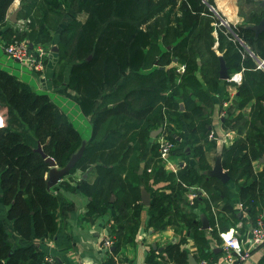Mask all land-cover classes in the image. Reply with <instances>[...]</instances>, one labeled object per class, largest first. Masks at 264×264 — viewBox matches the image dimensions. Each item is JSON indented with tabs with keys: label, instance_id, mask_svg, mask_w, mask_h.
<instances>
[{
	"label": "trees",
	"instance_id": "obj_1",
	"mask_svg": "<svg viewBox=\"0 0 264 264\" xmlns=\"http://www.w3.org/2000/svg\"><path fill=\"white\" fill-rule=\"evenodd\" d=\"M43 1L39 6L42 15L33 18L25 32L14 33V40L26 38L33 44L58 46L54 82H66V95L93 117V134L83 156L68 174L78 169L87 173L91 167L98 172L93 183L82 176L75 189L91 198L90 214L101 215L112 206L116 208L112 230L117 238L116 252L136 240L144 184L152 193L149 228L162 230L181 224L187 234L194 231L201 252L210 245L195 213V207L202 203L200 196L194 203L186 196L193 187L199 185L210 193L206 213H210L215 226L212 233L228 229L229 217H222L221 230L215 225L211 202L228 198L231 182L240 185V200L251 223H256L259 214L264 213V169L254 165L264 157V66L260 67L264 60V31L257 35L249 26L241 25H231L229 30L215 20L208 5L215 6L214 0ZM13 2L0 0V27L7 22ZM62 7L77 13L63 26ZM50 11L53 13L49 15ZM260 19L252 14L249 21L258 23ZM216 27L232 41L224 52L229 75L244 70L236 109L256 100L252 116L236 111L225 121L226 128L236 129L239 134L223 151L229 182L205 174L211 167L205 147L213 148L217 141L208 140L212 123L208 110L213 100L198 71L202 69L205 76L212 74L210 79L217 87L222 81L218 66L213 68L219 61L212 49ZM174 58L185 65L184 73L178 71V65L168 67ZM199 58L211 66V72L198 64ZM180 100L185 110H181ZM0 113V202L7 206L8 218L20 236H51L58 228L57 209L67 208L68 203L61 204L57 184L48 188L50 163L38 147L63 167L81 147L83 138L48 93H39L2 68ZM161 126V134L166 133L176 144L174 154L186 158L177 171L166 168L157 139L150 143L152 130ZM188 146L197 162L189 157ZM147 150L151 158L140 173ZM151 179L156 183L163 180L167 185L154 190L149 186ZM112 196L115 201H111ZM225 203L224 209L231 211L236 225L239 214ZM182 245L180 241L166 247L175 264L188 262V251ZM43 258V252L31 245L12 248L0 214V264H43ZM108 264L115 263L110 259Z\"/></svg>",
	"mask_w": 264,
	"mask_h": 264
},
{
	"label": "crops",
	"instance_id": "obj_2",
	"mask_svg": "<svg viewBox=\"0 0 264 264\" xmlns=\"http://www.w3.org/2000/svg\"><path fill=\"white\" fill-rule=\"evenodd\" d=\"M261 1L262 0H214L215 6H213L219 10L220 13H218L221 15L223 20H225L227 23H230V26H250L256 24L254 22L249 21L252 14L255 17L261 16V19L264 15V9L261 5ZM40 4L43 5L44 1L14 0V2L11 4L10 8L8 9L7 22L5 23V25L0 27V68L15 74L23 82L30 84L33 88L38 90L36 87L33 86L32 81L24 78V75L26 73L31 72V78L38 82L37 87L39 89H43L41 93H48L51 96L52 100L63 111L66 112L71 123L80 132L83 140H86L87 142L93 134V117L90 115H86L79 106V104L73 98H71V96L66 95V82H64V85H58L54 82L53 76L55 74V67L57 65L58 59H56V57L54 56L53 48L49 49V47H46L41 43L33 44L31 43L32 41L30 42L29 39L26 38L21 39H26V41L29 42L30 48L34 49V53L36 56H40V48H44L46 50L47 55L44 58L45 69L42 70H37L35 68L30 67L26 63L11 56L6 51V47L16 41L14 40V38H16L14 33H16L17 31L25 32L28 27H30L32 19H36V17H40L42 15L43 10L39 8ZM26 5H28V7H26ZM45 8L48 9L47 7ZM62 10L64 12L60 24L63 26L64 24H68L74 17H76L77 13L74 9H65L64 7H62ZM14 13L16 14L14 15ZM50 13L53 12L50 11L49 15ZM55 14H57V12H55ZM79 16L80 15H78V17ZM220 24L224 25L225 23H222L221 21ZM215 32L216 31L214 30V37ZM219 46H221V42H219ZM219 46H215V43L212 46V49L216 52L217 56H219L218 63L213 66L214 69L218 66L217 68L219 78L222 80L218 87L210 79L211 77H213L212 74L208 73V76H205L202 74V69L198 71V76L202 80L204 88H206L207 93L212 96L213 100V105L211 109L208 110L212 118V123L211 125H209L210 134L208 140L215 139V141L217 142L216 146L213 148L210 147V145L205 147V150L207 151L206 158L209 164L211 165L209 169L214 167L217 160V156L220 154L222 155L223 164L224 148L228 145H231L233 141L237 137H239V134L236 129L226 128V119L232 117V114L236 111H239V113L243 112L250 117L252 116V106L256 104V100L254 99L242 108L236 109L239 105L238 87L242 84L244 78V70L234 72L230 74L227 79H223L220 76L221 58H223L225 62L226 59L223 53L221 52V48ZM12 58L14 62L11 61ZM18 62H21L24 66H26L28 68V71L25 72L24 69L18 68L16 66ZM174 62L178 63L177 58H175ZM198 64L202 68H207L206 72H211V69L209 68L211 66H207L206 62H202L201 58H199ZM179 71L181 73L185 72V70ZM68 72L69 71H66L65 74L67 80L69 78ZM235 73H239L241 75V81H236L232 79V75ZM180 105L181 110H185V103L181 100ZM98 113L99 110H96L95 115H97ZM171 124L173 125V127L177 126L176 123ZM153 131L155 130H152V132ZM162 131L163 129H161L160 133L156 137L152 136L151 132L152 140L150 141V143H153L154 139H157V137L161 134ZM212 133H214V137H211ZM186 150L189 153V157L196 161V159L192 156L193 152L191 150V146H188ZM150 158L151 152L147 150V152L143 156L142 161L145 163V168ZM185 159L186 158L183 156L175 155L172 162H174V164L176 165H180L181 162L185 164ZM258 164H264V157L260 158V161L254 162L255 167ZM96 165L97 163L93 164V166ZM256 168L260 169V167ZM208 170L205 171L207 177H214L207 173ZM224 170L228 171L226 168H224ZM82 176L88 177L89 182L93 183L96 177L98 176V172L95 171L94 167L89 168L87 173L83 169H78L73 174H67L56 185L58 187V195L61 204L65 205L66 203H68V205L65 209H63L62 206L57 209L58 228L55 234L51 236L49 235L45 238H36L35 235H32L31 238H25L20 236L14 229L13 221L8 218L7 206L0 202V214L4 218V222L6 223L8 232L10 233V242L14 250L19 246L31 245L36 248V250L43 252V264H45V257L49 254L55 255L59 264H108V261H110V259L113 260L115 264L161 263L158 261H163L165 262V264H175L171 261L170 255L167 252L166 247L170 244H177L180 241H183L182 249L188 251L187 264H189L190 254H192L196 260L194 264H227L223 260V233L226 234L225 236H229L233 233L235 229V231L240 237L243 246L248 248L251 246V217L240 200V185L238 183L231 182L229 184L228 198L226 196H223L222 200H219L218 203L214 201L211 202L213 213L212 215L213 217H215L214 219L216 220L215 225H217L220 230L222 229V223H224V221L221 220L222 217L226 220H228L226 217L230 218V221L228 220L227 225L228 229L226 231H220L219 233H212V230L215 226H213L214 224H212L213 221L210 213H206V211L209 210L207 202L209 199H211L210 193L199 185L193 187L194 190H190L186 193V196L188 197L191 203H194L195 198L199 196V199H201L202 202L200 205L195 207V213L198 215V219L200 220L201 229L206 231V237L208 238V244L210 245L209 249L205 252H201L194 231L192 232L191 230L187 234V231L181 224L178 225L180 230L179 228L177 229L178 226L176 225H170L162 230H152V228H149V220L151 217V203L148 205L143 203L142 187H146L149 192L150 190L144 184L141 186L140 198L142 210L139 217V222L141 226L137 232L136 240L134 243H127L125 246L121 247L118 252H116L117 248L114 245L116 235L112 231L113 226L115 224L114 215L116 213V208L112 206L110 207L109 211L101 215H98V213L90 214L91 198L80 190L75 189V186L77 185L79 179ZM230 180H228L227 182H229ZM166 185L167 182H164L163 180L156 183L151 179V182L149 183V186H151L154 190L165 187ZM193 192L196 193V197H193ZM150 195L152 202L151 192ZM115 199V196H112L111 201H115ZM225 202H227L232 207V209L238 212L239 214V219L236 225L234 224V219L231 215V211L224 209V206L226 204ZM202 215L206 216L209 220V228L205 229L203 227ZM108 237L114 240V243L109 247L106 245V239ZM138 250L141 252L139 258H137ZM263 259L264 245L251 249V254L247 259H245L244 261L235 262L233 264H261ZM26 264L32 263L29 262Z\"/></svg>",
	"mask_w": 264,
	"mask_h": 264
},
{
	"label": "built area",
	"instance_id": "obj_3",
	"mask_svg": "<svg viewBox=\"0 0 264 264\" xmlns=\"http://www.w3.org/2000/svg\"><path fill=\"white\" fill-rule=\"evenodd\" d=\"M6 51L13 57L17 58L18 60L26 63L32 68L37 70L45 69V56L47 52L44 48L39 49V55L36 56L34 53V49L30 48L29 42L25 40H16L12 44L6 47ZM261 66H264V60L260 63ZM179 70L184 71L185 66L182 65ZM233 80L241 81L242 77L239 73L232 76ZM3 122V116L0 114V125ZM211 137H214V133L211 134ZM157 142L159 144V151L161 158L164 161V164L167 169L177 171L179 166L184 164L176 165L172 162L173 158L175 157L174 151L176 148V144L170 138H168L166 133H162L157 137ZM152 168H149L151 171ZM193 197H196V193ZM241 225V224H239ZM251 246L244 247L239 235L237 232L233 231V233L229 236L223 235L224 240V255L223 260L227 264H233L235 262L244 261L247 259L251 254V249L257 248L259 246L264 245V213L259 214L256 223L251 225ZM114 243V240L110 237L106 239V245L109 247ZM45 264H59L57 258L53 254H49L45 257Z\"/></svg>",
	"mask_w": 264,
	"mask_h": 264
},
{
	"label": "water",
	"instance_id": "obj_4",
	"mask_svg": "<svg viewBox=\"0 0 264 264\" xmlns=\"http://www.w3.org/2000/svg\"><path fill=\"white\" fill-rule=\"evenodd\" d=\"M208 5H209L210 9L222 20V23H225V21L223 20L221 15L214 8V6L211 4H208ZM261 5L263 6V9H264V0L261 1ZM15 14L16 13H14V15ZM12 18H14V17H12ZM249 27L252 28L253 30H255L256 34L259 35L262 31H264V15H263V17L259 23L250 25ZM53 51H54V56L57 59V53L59 51L58 46H54ZM220 76L223 79H227L229 77L228 67H227L226 62L224 61L223 58H221ZM160 131H161V129L153 131L152 136L156 137L160 133ZM86 144H87L86 140H83L81 147L78 149L77 152H75L70 157L68 163L63 167H59L57 165V162L55 161V159L51 156H48L43 151L41 146L38 147V151H40L42 153V155L44 156V158H46V161L50 163V170L48 172V178H47L48 188H52L56 184H58V182L61 179H63V177H65L71 171V169H73V167L77 164V162L83 156L85 148H86ZM144 168H145V163L142 162L141 166H140V170H139L140 173H143ZM207 173L211 176L220 178L224 182H227L231 178L228 171L224 170V167L222 164V155L221 154L217 156V160H216L214 167L209 169L207 171ZM142 201L144 204H147V205L151 203V195H150V192L146 189V187H142ZM202 221H203V227L205 229L210 227L209 220L207 219L206 216L202 215ZM195 262H196V260H195L194 256L192 254H190L189 264H194Z\"/></svg>",
	"mask_w": 264,
	"mask_h": 264
},
{
	"label": "rangeland",
	"instance_id": "obj_5",
	"mask_svg": "<svg viewBox=\"0 0 264 264\" xmlns=\"http://www.w3.org/2000/svg\"><path fill=\"white\" fill-rule=\"evenodd\" d=\"M215 8V7H214ZM216 9V11L217 12H219V10L217 9V8H215ZM220 13V12H219ZM214 17H215V20L216 21H218V23H220L222 20L221 19H219L218 17H217V15H214ZM82 18H84V17H82ZM225 21V20H224ZM216 24H217V22H216ZM229 30H231V26H230V23H227L226 21H225V24H224ZM219 25L217 24V27H218ZM215 28V39H216V42H215V46H219V42H221V46H219L220 48H221V52L223 53V55H224V52H225V50H227V49H229V45H230V43L232 44V41L230 40L231 38H228L226 35H224V32H222V31H220L218 28ZM243 44L245 45V43L243 42ZM50 47V46H49ZM231 47V46H230ZM233 47V50L235 51H237V49H236V47L235 46H232ZM50 49V48H49ZM51 52V51H50ZM221 53V54H222ZM174 60H175V58H174ZM174 60L168 65V67H173L174 68V66H176V65H179L178 66V71H179V68L183 65V64H178L177 62H174ZM11 61L12 62H14V60H13V58L11 59ZM16 66L18 67V68H20V69H24V71L25 72H27L28 71V68L26 67V66H24L21 62H18L17 64H16ZM31 72H29V73H26L25 75H24V78H26V79H28V80H30V81H32L33 82V86L34 87H36L38 90V92L39 93H41L42 91H43V89H39L38 87H37V84H38V82L37 81H35L33 78H31ZM235 74H237V73H235ZM235 74H233L232 76H234ZM176 81H178V82H180V80H176ZM45 91V90H44ZM158 129H164L163 128V126H161V127H159V128H154L153 130H158ZM155 141V140H154ZM256 167H260V169L262 170V169H264V165H256ZM144 172V171H143ZM140 254H141V252L138 250L137 251V258H139L140 257Z\"/></svg>",
	"mask_w": 264,
	"mask_h": 264
}]
</instances>
